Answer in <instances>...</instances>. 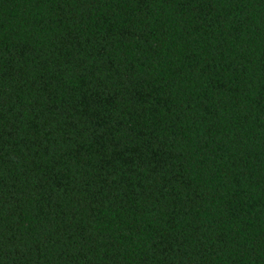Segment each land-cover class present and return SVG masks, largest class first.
I'll return each instance as SVG.
<instances>
[{"label": "trees", "instance_id": "1", "mask_svg": "<svg viewBox=\"0 0 264 264\" xmlns=\"http://www.w3.org/2000/svg\"><path fill=\"white\" fill-rule=\"evenodd\" d=\"M0 264H264V0H0Z\"/></svg>", "mask_w": 264, "mask_h": 264}]
</instances>
